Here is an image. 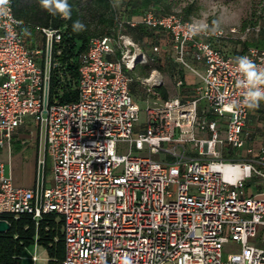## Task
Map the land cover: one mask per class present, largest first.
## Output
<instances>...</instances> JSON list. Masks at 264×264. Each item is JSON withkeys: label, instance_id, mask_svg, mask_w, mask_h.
I'll list each match as a JSON object with an SVG mask.
<instances>
[{"label": "built area", "instance_id": "obj_1", "mask_svg": "<svg viewBox=\"0 0 264 264\" xmlns=\"http://www.w3.org/2000/svg\"><path fill=\"white\" fill-rule=\"evenodd\" d=\"M13 4L10 17H0V147L26 116L34 117L45 125L53 181L42 179L38 198L37 188L16 187L0 163V220L31 215L37 223L45 214L59 215L65 256L58 264H121L125 256L132 264H264V189L245 191L251 179L264 183V147L255 153L247 145V108L223 107L242 99L234 58L264 66V49L234 56L214 47L235 39V28L186 38L192 22L177 13L147 10L138 21L126 20L167 35L175 63L199 79L187 94L168 99L154 81H143L146 99L161 103L148 106L146 122L137 125L140 107L123 70L136 62L124 36L117 60L106 59L113 39L92 38L79 56L78 100L51 103V52L62 34L41 28L43 47H31ZM175 86L184 89V80ZM229 243L238 251L223 261Z\"/></svg>", "mask_w": 264, "mask_h": 264}, {"label": "trees", "instance_id": "obj_2", "mask_svg": "<svg viewBox=\"0 0 264 264\" xmlns=\"http://www.w3.org/2000/svg\"><path fill=\"white\" fill-rule=\"evenodd\" d=\"M69 2L72 7L70 19L50 16L40 7L39 0H14L13 4L14 15L21 22V31L26 28L30 33V35L23 36L31 47H43L44 39L41 35V28L58 29L62 34L61 42L55 45L51 52L49 73L51 103H72L78 100L79 56L88 48L92 38L107 37L118 41L119 36H126L141 45L147 43L148 37L153 35V31L144 26L130 27L126 20L147 10H153L155 13L163 15L176 13L172 11L171 3L167 0H125L120 4H116L114 0H69ZM190 13L191 10L185 8L177 14L184 20L190 21ZM76 20H80L86 25L85 31L73 32L72 25ZM34 32L35 35H33ZM33 37L36 41L35 45L29 43V41H33ZM230 40L214 41V47L225 54L234 56L249 47L264 49V38H261L241 44L234 41L237 45L239 43V48L233 47L230 51L225 50L222 45L233 42ZM117 46V44L113 46L114 51ZM117 56L115 58L106 57V59L117 60L120 59L121 54L118 53ZM150 58L153 63H148V61L142 63L139 69L137 64L132 69L123 67L125 74L132 79L130 84L132 92L137 87L139 92L145 95L144 87L139 82L137 83L136 79L138 77L148 78L154 71H162L165 67L169 69L171 67L165 59L152 56ZM187 58L193 66L200 64L193 60L192 56ZM182 69L176 68L171 76L174 79L175 77L179 78ZM155 88L163 99L169 98V93L163 85L155 86ZM4 219L9 223L10 230L0 233V264H21L25 249L35 243L45 250L47 264H58L64 259V225L59 215L45 214L37 223L31 215H12Z\"/></svg>", "mask_w": 264, "mask_h": 264}, {"label": "rangeland", "instance_id": "obj_3", "mask_svg": "<svg viewBox=\"0 0 264 264\" xmlns=\"http://www.w3.org/2000/svg\"><path fill=\"white\" fill-rule=\"evenodd\" d=\"M116 4H120L121 1L125 0H114ZM171 3L172 11L176 13H181L183 9L189 8L191 13L189 15V19L191 22L194 21H204L209 25L212 24V21L219 20L220 28L224 29L228 32L230 29L235 28L237 30V34L235 35V39H231L228 44H223L222 47L225 50L230 51L233 47L236 49L239 48V43L235 42H250L257 41L261 38H264V0H167ZM141 16L137 15L134 18L137 19ZM36 32V31H35ZM35 32L33 35H35ZM152 36L148 37L147 43H142L141 45L134 42L135 47L129 46L127 40L132 41L129 37H124L122 41L126 43V45L131 49V55L135 52L138 54L136 58L131 57L130 62H136L137 68H140V64L145 63L142 59V55L146 56V62H151V56L154 58L165 59L166 63H170L169 68H163L162 71H154L151 75H154L152 81L156 78H161L164 81V85L169 86V88L174 84V77L171 76L176 68H179L174 59V53L170 48V45L166 43L161 45L160 52L154 53L152 51L153 46L155 45L154 39H151ZM30 44L35 45L36 41L33 37V41H29ZM174 63V64H172ZM172 64V65H171ZM167 65V64H166ZM187 73L194 76V73L191 70H187ZM151 75L148 77L150 78ZM148 78L140 77L141 81H146ZM138 83L139 81L136 80ZM156 83V82H154ZM172 89V88H171ZM172 90H175L172 89ZM173 93H169L171 96ZM132 96L137 100L140 113L137 125H142L146 122V114L145 110L148 106L153 105V102L161 103V100H155L154 97H150L149 100L146 99V95L139 92V88H135V91L132 92ZM53 181V174L48 173L45 179L46 185H50ZM247 195H250L251 191L248 187L245 189ZM238 251V245L229 243L224 248V253L222 260H226V256L228 253H234ZM34 253V246H30L25 249L21 264H34L31 259V256ZM38 261L35 264H47V255L45 250L38 246L37 249Z\"/></svg>", "mask_w": 264, "mask_h": 264}, {"label": "crops", "instance_id": "obj_4", "mask_svg": "<svg viewBox=\"0 0 264 264\" xmlns=\"http://www.w3.org/2000/svg\"><path fill=\"white\" fill-rule=\"evenodd\" d=\"M134 17L130 19L138 21L141 16L137 19ZM151 39H154L155 45L159 48L163 44H169L168 37L164 33L153 32ZM115 44L118 45V50L116 48L114 51L113 46ZM110 48L112 52L107 55V57L115 58L118 57V53L121 54L119 41L117 42L112 40L110 42ZM137 56L138 54L135 52L134 57L136 58ZM173 62H175L174 59ZM195 67L200 71L203 70L202 64H197ZM180 68L181 67H179V69ZM181 74L180 78H182L185 82L184 89L176 88V77L174 84H172L170 88L169 86L164 85V81L161 78L154 79V82H156V86L163 85L167 89L168 93L172 92L173 94L169 97L176 96L178 94H187L198 83L199 79L195 74L193 77L189 75L186 69H182ZM153 77L154 75H151L148 79L152 81ZM136 80L143 86V81H141L140 77ZM171 88H175V90H172ZM135 101L137 102L136 99ZM246 131L250 134V139L247 145L252 147L254 152L257 153L262 147H264L263 103L260 104L259 108L249 110L246 121ZM0 163L4 164L5 175L11 177L12 182L16 187L35 190L37 188L39 171L42 170V179L45 181L47 174L52 172L53 166V161L47 152L45 125L38 122L32 116H26L23 123L14 131L10 143L6 146L0 147ZM247 187L251 191L250 195H254L264 189V183L259 179H251L247 182Z\"/></svg>", "mask_w": 264, "mask_h": 264}, {"label": "clouds", "instance_id": "obj_5", "mask_svg": "<svg viewBox=\"0 0 264 264\" xmlns=\"http://www.w3.org/2000/svg\"><path fill=\"white\" fill-rule=\"evenodd\" d=\"M10 0H0V17H10L11 9L7 7ZM40 7L50 16H60L70 19L72 7L69 0H39ZM220 21L214 20L209 25L204 21H194L187 25L186 38H192L201 33L215 35L221 31ZM73 32L86 30V25L80 20H76L72 25ZM22 35H30L28 30L22 29ZM234 71L237 74L236 86L242 90V99L226 100L223 104L227 111H236L241 108L255 110L264 102V66L255 63L248 56H237L234 58ZM121 264H132L129 257L121 259Z\"/></svg>", "mask_w": 264, "mask_h": 264}, {"label": "water", "instance_id": "obj_6", "mask_svg": "<svg viewBox=\"0 0 264 264\" xmlns=\"http://www.w3.org/2000/svg\"><path fill=\"white\" fill-rule=\"evenodd\" d=\"M41 183H42V170L38 173V183H37V195L40 197L41 192ZM10 230V225L4 220H0V233H6Z\"/></svg>", "mask_w": 264, "mask_h": 264}]
</instances>
